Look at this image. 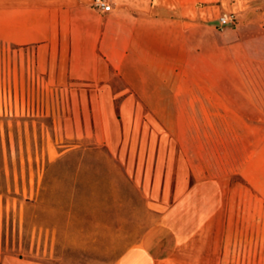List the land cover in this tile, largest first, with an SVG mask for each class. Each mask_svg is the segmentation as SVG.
Segmentation results:
<instances>
[{"label": "rangeland", "instance_id": "rangeland-1", "mask_svg": "<svg viewBox=\"0 0 264 264\" xmlns=\"http://www.w3.org/2000/svg\"><path fill=\"white\" fill-rule=\"evenodd\" d=\"M85 3L93 30L112 27ZM146 3L179 22L171 44L182 68L171 76L183 99L132 57L108 87L71 78L68 52L54 78L32 54L1 55L0 264H116L188 188L217 182L226 211L209 249L223 264H264V0ZM223 13L235 24L220 27ZM132 90L144 99L123 101Z\"/></svg>", "mask_w": 264, "mask_h": 264}, {"label": "crops", "instance_id": "crops-1", "mask_svg": "<svg viewBox=\"0 0 264 264\" xmlns=\"http://www.w3.org/2000/svg\"><path fill=\"white\" fill-rule=\"evenodd\" d=\"M107 1L111 13L92 10L113 22L112 27L104 24L93 30L85 18L86 0H0V57L9 55L13 46L27 56L32 54L37 69H46L54 78L59 76L60 52H68L67 71L71 78L102 81L108 87L116 71L121 74L120 70L129 68L128 59L132 57L137 65L133 62L131 68L150 70L157 86L167 89L172 99H183L182 79L171 76L173 68H182L181 52L174 56L171 44L173 29L175 35L179 34V22L169 12L142 11L151 0ZM60 21L67 22L66 26L61 27ZM76 21L83 26L78 33L74 28ZM61 36L67 38V51L60 48ZM121 37L127 46L111 49L108 44L118 43ZM191 81L196 90L205 84L202 77ZM143 85V80H139L138 86ZM128 93L121 97L123 101L144 99L135 97L136 90ZM199 187L198 183L192 185L163 212L159 221L147 226L137 244L124 252L116 264H223L218 244L208 247L207 231L226 211L222 204L224 192L219 182L210 190ZM201 196L205 198L202 204L198 200Z\"/></svg>", "mask_w": 264, "mask_h": 264}, {"label": "built area", "instance_id": "built-area-1", "mask_svg": "<svg viewBox=\"0 0 264 264\" xmlns=\"http://www.w3.org/2000/svg\"><path fill=\"white\" fill-rule=\"evenodd\" d=\"M90 3L91 7L101 14H109L112 12V7L107 0H90ZM236 20V16L233 13H223L218 18V25L220 27L234 25Z\"/></svg>", "mask_w": 264, "mask_h": 264}]
</instances>
